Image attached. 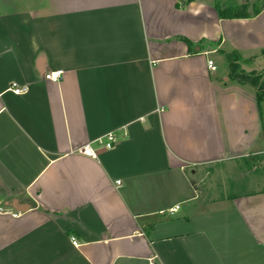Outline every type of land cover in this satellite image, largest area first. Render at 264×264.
<instances>
[{
	"label": "crops",
	"instance_id": "crops-1",
	"mask_svg": "<svg viewBox=\"0 0 264 264\" xmlns=\"http://www.w3.org/2000/svg\"><path fill=\"white\" fill-rule=\"evenodd\" d=\"M221 50L259 63L264 8L0 0V264H264V189L201 195L264 152V98L208 67Z\"/></svg>",
	"mask_w": 264,
	"mask_h": 264
},
{
	"label": "rangeland",
	"instance_id": "rangeland-1",
	"mask_svg": "<svg viewBox=\"0 0 264 264\" xmlns=\"http://www.w3.org/2000/svg\"><path fill=\"white\" fill-rule=\"evenodd\" d=\"M214 8L233 5L242 7L245 13H252L259 8L263 0H202ZM241 10V11H242ZM216 73L227 71L226 61L217 54H210ZM259 63L247 61L242 63L243 71L264 77V53L259 55ZM262 116L264 120V100L262 102ZM201 195L223 197L229 193H243L264 189V152L226 164H218L204 168L199 172Z\"/></svg>",
	"mask_w": 264,
	"mask_h": 264
},
{
	"label": "trees",
	"instance_id": "trees-1",
	"mask_svg": "<svg viewBox=\"0 0 264 264\" xmlns=\"http://www.w3.org/2000/svg\"><path fill=\"white\" fill-rule=\"evenodd\" d=\"M190 1L192 0H183V3H188ZM241 8L242 7L238 5H233V8L217 7L215 9L219 18H248L257 15L260 10L264 8V0L259 8H256L252 13H245ZM220 53L223 55L227 64L228 78L239 86L251 88L254 92L256 101L259 104L264 98V77L247 73L243 71L241 67L242 63L252 60L254 56L244 59L236 50H221ZM261 53L263 54L264 50H262ZM247 158H251V155H248Z\"/></svg>",
	"mask_w": 264,
	"mask_h": 264
},
{
	"label": "built area",
	"instance_id": "built-area-1",
	"mask_svg": "<svg viewBox=\"0 0 264 264\" xmlns=\"http://www.w3.org/2000/svg\"><path fill=\"white\" fill-rule=\"evenodd\" d=\"M208 67L211 70H215V65L213 64L212 60H208ZM44 78L46 80L58 81L60 78V71L46 72V73H44ZM8 90H10L13 94H22V93H25L28 91V86H20L16 82H11L9 87H8ZM115 142H116V137H115V134L113 132H108L107 134H105V135L101 136L100 138H97L96 140H94V143L97 146L105 148V149H111L115 145ZM75 152L82 154V155L94 157L96 154V149L91 143H87V144L77 148L75 150ZM118 183L119 182L117 181V184ZM175 210H176V207L170 209L169 212L172 213ZM71 239H72L73 245L77 246L78 244L74 240V238H71Z\"/></svg>",
	"mask_w": 264,
	"mask_h": 264
}]
</instances>
